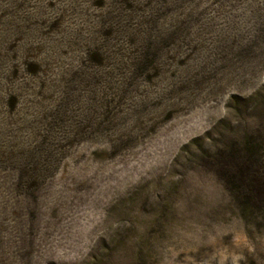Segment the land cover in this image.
Listing matches in <instances>:
<instances>
[{
    "label": "rangeland",
    "instance_id": "1",
    "mask_svg": "<svg viewBox=\"0 0 264 264\" xmlns=\"http://www.w3.org/2000/svg\"><path fill=\"white\" fill-rule=\"evenodd\" d=\"M0 264H264V0H0Z\"/></svg>",
    "mask_w": 264,
    "mask_h": 264
}]
</instances>
